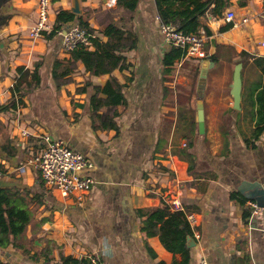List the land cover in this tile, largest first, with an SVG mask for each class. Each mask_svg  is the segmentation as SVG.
<instances>
[{
  "label": "crops",
  "instance_id": "crops-1",
  "mask_svg": "<svg viewBox=\"0 0 264 264\" xmlns=\"http://www.w3.org/2000/svg\"><path fill=\"white\" fill-rule=\"evenodd\" d=\"M116 1L80 0L82 14L75 15L103 42L98 32L110 23L136 39L122 53L125 67L92 76L80 61L69 67L71 52L62 49L60 31L49 37L57 13L71 12V0H52L51 31L34 38L29 31L38 0H0V107L12 97L18 68L32 72L37 66L39 75L22 106L0 111V189L30 200L28 225L0 248V264L88 263L89 257L102 264H181L182 256L167 251L158 236L144 237L138 215L168 198L179 199L192 230L187 264L202 258L208 264H264V220L249 206L257 202L253 193L264 190V130L254 134L263 79L239 58L210 60L217 45L264 57V0H227L218 15L210 8L197 31L205 37L202 60L186 59L166 43L155 0H138L131 12ZM229 12L233 21L226 19ZM244 17L248 22L241 24ZM73 25L79 26L74 21L62 32ZM174 48L181 55L166 65ZM204 61L210 65L202 71ZM238 63L236 109L231 93ZM56 72L70 74L56 79ZM112 79L124 86L125 104L113 109L116 129L106 130L100 116L109 109L94 111L90 98L94 87ZM45 138L64 141L91 162L79 173L94 181L84 200L63 196L27 168Z\"/></svg>",
  "mask_w": 264,
  "mask_h": 264
},
{
  "label": "trees",
  "instance_id": "trees-1",
  "mask_svg": "<svg viewBox=\"0 0 264 264\" xmlns=\"http://www.w3.org/2000/svg\"><path fill=\"white\" fill-rule=\"evenodd\" d=\"M226 1L155 0V3L159 19L163 24L173 26L176 31L190 34L197 33L201 26L200 18L210 8L214 14L218 15L217 10L226 7ZM116 5L118 8H124L131 12L137 7L138 0H117ZM74 21L81 28L91 33L94 32L88 27L83 18L78 17L76 20V16L71 12L60 11L56 15L54 28L49 37H52L59 31H63L66 26L72 24ZM205 32L209 34V31L206 29ZM98 34L105 37L106 41L103 42L98 37L93 38L91 40L93 50H90L88 47L78 46L71 52L69 67H74L75 63L80 61L84 65L86 72L92 76L111 74L113 71L125 67L126 58L122 53L135 47L136 39L134 35L122 31L113 23L108 24L104 31L98 32ZM174 49L171 54L166 56V65H170L173 58L181 55L178 49ZM234 58L242 60L244 69L247 63L250 62L252 68L260 71L261 79H263L261 88L255 95L257 119L254 134L258 136L264 130V57H253L245 52L236 53L230 47L217 45L210 60L212 62L219 59L232 61ZM18 74L19 77L12 87V97L6 105L0 107V111L16 110L19 106H22V98L39 83L37 66L32 72L24 68H18ZM69 74V72H56L54 78L62 79ZM28 79L31 80L30 84ZM123 88L124 86L115 79L106 82L102 87H94V95L90 98L93 110L109 109L106 114L100 116L103 129H116L115 118L118 116V112L113 109L125 104L122 94ZM100 95L103 98L99 97ZM26 202V197L21 196L16 191L0 189V248L8 246L11 237H18L26 229L29 213ZM29 202L30 200L27 203ZM138 215L143 218L142 232L145 238L158 236L162 246L167 251L182 256L183 260L181 264L188 263L190 258L188 239L192 236V230L183 212L172 211L165 202L161 201L159 207L139 211ZM64 262L88 264L85 260L77 261L66 258Z\"/></svg>",
  "mask_w": 264,
  "mask_h": 264
},
{
  "label": "built area",
  "instance_id": "built-area-1",
  "mask_svg": "<svg viewBox=\"0 0 264 264\" xmlns=\"http://www.w3.org/2000/svg\"><path fill=\"white\" fill-rule=\"evenodd\" d=\"M113 4L115 0H109ZM52 0H38L36 20L29 31V37L34 38L51 31L48 23L49 11ZM234 13L229 12L226 15L228 21H233ZM248 18L241 19V24H246ZM159 30L163 34L167 44L180 48L184 51V58L190 60H202L205 58L203 44L205 41L204 32L185 34L176 31L173 26L165 25L162 22ZM62 36V49L65 52H72L78 46L89 47L94 38L88 30L77 25L70 26L66 31L59 32ZM264 46V41L260 43ZM22 136H29L27 131H22ZM45 143L38 152L31 156L27 162V168L38 171L39 176L50 188H55L63 196L73 195L77 201L84 200L90 191L94 181L90 177H82L79 173L82 170L89 169L92 164L84 155L70 149L66 143L60 139L45 138ZM3 175L0 169V177ZM167 204L172 211H180L182 204L177 198H168ZM250 208L255 215H261L264 220V206L258 207L255 202L249 203ZM264 235V223L262 227ZM89 264H102L93 257L88 258ZM199 264H208L205 258L200 260Z\"/></svg>",
  "mask_w": 264,
  "mask_h": 264
},
{
  "label": "water",
  "instance_id": "water-1",
  "mask_svg": "<svg viewBox=\"0 0 264 264\" xmlns=\"http://www.w3.org/2000/svg\"><path fill=\"white\" fill-rule=\"evenodd\" d=\"M70 11L74 15H81L82 10L80 6V0H71V8ZM210 63L208 61L203 62L202 71L207 70ZM241 69L242 64L238 63L234 67V75H233V85H232V96L234 101V108H239L240 103V92H241ZM204 77L200 80L199 89H202ZM255 196V200L257 201L256 204L258 207L264 206V190L262 191H255L253 193ZM190 245L193 246V242L190 241Z\"/></svg>",
  "mask_w": 264,
  "mask_h": 264
}]
</instances>
